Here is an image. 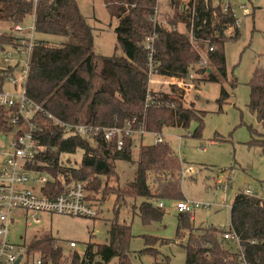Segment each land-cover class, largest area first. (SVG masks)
Wrapping results in <instances>:
<instances>
[{"label":"trees","instance_id":"obj_1","mask_svg":"<svg viewBox=\"0 0 264 264\" xmlns=\"http://www.w3.org/2000/svg\"><path fill=\"white\" fill-rule=\"evenodd\" d=\"M103 1L110 17L118 21L114 32L121 55L96 54L94 28L81 13L77 0H39L36 7L27 0H0V23L22 24L27 16L35 15V33L43 37L32 48L26 80L28 97L43 111L37 112L32 120L37 150L24 167L37 176L48 178L43 188L46 195H57L65 184H83L86 202L95 211L110 195L115 197V206L119 207H127V201H139L137 207L130 209L138 211L143 224L148 225L163 218V209L158 203L184 201L178 175L179 156L167 142L141 144L135 178L121 185L117 182L114 163L132 162L133 140L124 138V147L118 150L115 144L106 143L101 134L89 140L79 135L75 127L122 128L131 124L135 128L144 127L148 132L161 133L164 127L187 129L196 120L198 126L193 137L199 138L204 120L202 115L196 116L184 106V92L175 96L152 93V101L146 107L150 61L157 76L162 78L182 80L196 71L205 83L220 84V79L228 77L225 44L238 39L240 30L231 8L224 12L222 4L212 1L189 3L196 13L193 23L189 10L181 12L184 0H169L194 41L178 30L176 18H168L167 25L154 22L158 8L156 0ZM46 36L61 37L63 41L55 45L46 41ZM19 41L0 31V51L9 45L16 47ZM201 53L210 65L208 68L199 66ZM2 72L5 73L2 75ZM11 73V68L0 70V86ZM237 85L233 80L232 89ZM249 88L248 108L262 122L264 68L254 71ZM228 98V92L221 87L219 108ZM2 130L6 128L0 124ZM250 133L249 145L259 147L264 155V138L258 139V131L252 128ZM78 151L83 154L79 164L64 162L65 154L75 155ZM110 183L116 185L110 186ZM262 193L248 195L240 190L234 197L230 207L231 225L227 231L239 238L241 250L236 252L225 245L222 235L227 231L196 228L188 213H180L177 235H187L185 264H264ZM109 237L108 244H88L82 255L66 253L57 239L47 233L35 236L25 245L29 259L41 256L43 264H110L114 260L130 264V244L134 238L131 226L115 222ZM159 240L155 236H145V248L139 255H151L159 261L158 252L149 248Z\"/></svg>","mask_w":264,"mask_h":264},{"label":"rangeland","instance_id":"obj_2","mask_svg":"<svg viewBox=\"0 0 264 264\" xmlns=\"http://www.w3.org/2000/svg\"><path fill=\"white\" fill-rule=\"evenodd\" d=\"M156 1L158 20L167 22L168 18L174 16L169 0ZM223 1L237 7L240 30L238 39L229 40L225 44L227 79H220V84L206 82L201 90L190 91L180 88L175 78H162L156 74L154 75L156 84L151 83L149 88L158 96L162 94L175 96L184 92V106L191 109L196 116L202 115L204 124L199 138L193 137L198 126L196 120H193L187 129L164 127L161 135L179 156L181 169L178 175L181 178V192L184 202L192 204L187 212L192 218V224L196 228L199 226L203 229L213 227L227 231L231 225L230 207L238 191L249 188L254 193L263 194L264 155L259 147L251 146L249 142L252 140L250 128L258 131V139H263L264 126L258 120L257 115L250 112L248 104L250 100L249 82L252 75L255 70L264 68V0ZM77 2L88 24L94 28L96 54L121 55L114 32L118 21L110 17L104 1L77 0ZM240 6L246 7L249 13L243 14L238 9ZM175 12L177 15V10ZM33 21L34 15H29L23 21L22 26L26 34H32L31 38L35 42L43 37L33 31ZM164 24L167 25V23ZM11 26L1 22L0 31L6 32ZM177 28L191 38V34L181 24ZM44 39L55 45H60L63 41L61 37L54 36H46ZM10 51L17 60L21 59L23 64L29 63L27 51L20 57L16 56L18 53L15 49L10 48ZM201 55L204 57V53ZM3 59L4 54L0 51V60ZM208 66L210 65H207V68ZM3 67L0 63V69ZM233 80L238 82L234 89L231 87ZM221 87L226 89L229 98L219 108ZM3 91H12V89L6 86ZM24 129L25 132L29 131L28 126ZM140 141L138 140L139 145ZM90 142L97 146L94 141ZM142 142L143 145L153 144V138L147 135ZM8 149L9 141L0 142V168L6 160L2 154ZM139 150L140 147H133L132 162L114 163L118 173L117 182L121 185L134 180ZM82 157V151H78L75 155L65 154L63 160L64 162L69 160L71 165H75L81 162ZM116 184L110 183V186ZM139 203V201H127V207L115 206V197L110 195L97 209L94 218L42 213L39 215L40 224L33 223L24 211H17L13 215L15 222L11 227L9 238L13 244H29L35 236L47 233L57 239L58 245L66 253L82 252L90 243L108 244L111 226L118 222L130 225L132 228L134 238L130 244V264H161V262L163 264H185L184 246L187 242V235H177L178 217L180 216L176 210L177 203L170 201L164 203L162 220L148 225L143 224L138 211L135 213L130 209V207H137ZM27 220L31 221L30 226L26 225ZM145 236L160 238L154 245L149 246L151 250L158 252L159 261L151 255H139L140 251L145 248ZM71 242L77 244L75 249L69 248ZM225 245L233 252L239 249L238 244L232 240L225 241ZM110 264L119 263L114 260Z\"/></svg>","mask_w":264,"mask_h":264},{"label":"built area","instance_id":"obj_3","mask_svg":"<svg viewBox=\"0 0 264 264\" xmlns=\"http://www.w3.org/2000/svg\"><path fill=\"white\" fill-rule=\"evenodd\" d=\"M33 2L36 7L39 0H27ZM185 1V0H184ZM193 0H187L188 4L186 9L192 18V22L195 18V10L191 9L189 3ZM212 1L214 3H220L223 6L224 12H227L230 8L237 19V7L231 6L229 2L223 0H205V2ZM158 6V5H157ZM243 14H248V9L244 6L238 8ZM158 8L154 18L155 23H160L158 20ZM35 19V15H34ZM237 19V26H238ZM194 23V22H193ZM33 31L34 21H33ZM1 34L13 35L18 38L20 44L16 47L6 46L4 50H1L4 54V59L0 60L3 64V68L0 70H7L11 68V75L6 76L4 83L0 86V124L6 128L5 131H0V142L9 141V149L6 153L2 154L6 158L4 165L0 168V264H15L20 260L19 264H43L41 256L30 260L27 253V246L25 243L20 245L13 244L10 241L11 227L13 226L15 219L13 215L17 211H24L30 220L35 224H40L41 220L39 215L46 214H61L71 215L77 217L94 218L96 211L88 205L86 202V193L83 184L79 182H72L63 186L62 192L57 195H46L43 192V188L48 181L46 176H37L28 171L24 167V163L30 160L35 155L37 150L34 145V127L32 120L37 112H42L43 108L37 105L27 95L26 80L29 71V63H22V60H17L16 57L10 51V48L16 50L20 57L24 52L30 54L33 46L35 45L32 40V34H26L22 24L12 25L6 32ZM191 40L194 41L191 34ZM153 41V39H151ZM148 49H152L151 45H147ZM202 57V56H201ZM208 65V61L205 57H202L200 62V68H205ZM149 69V86L151 83H155L154 75L157 74L153 68L152 60L150 61ZM5 72H2V75ZM170 79V78H167ZM176 83L183 90L199 91L205 84L203 76L196 71L190 72L186 78L182 80L175 79ZM6 86H9L12 91H3ZM152 101V92L149 88L148 96L146 99V107L150 105ZM50 117V116H49ZM264 126V112L262 114V122ZM28 126L29 131L25 132L24 127ZM77 133L86 139L92 140L93 135L101 134V138L106 143H112L116 145L118 150H122L124 147V138H131L134 142L135 148H139L143 144L142 140L147 135L153 138V144H164L165 140L161 133L148 132L144 127L135 128L131 124H126L124 127H94L91 125H78L75 127ZM136 140V143H135ZM140 141V145L138 144ZM183 174V173H182ZM181 174V175H182ZM264 192V187L262 188ZM245 193L248 195L255 194L251 189H246ZM190 203L184 201L176 204V210L179 213H187L191 208ZM160 209L164 208L163 203H158ZM198 207V205L196 206ZM27 220L26 225L30 226L31 221ZM223 239L228 241H235L240 246L239 238L233 232H224ZM77 244L71 242L69 248L75 249ZM86 248L79 252L83 254ZM238 250H241L240 247ZM243 259V257H242ZM244 260V259H243Z\"/></svg>","mask_w":264,"mask_h":264},{"label":"crops","instance_id":"obj_4","mask_svg":"<svg viewBox=\"0 0 264 264\" xmlns=\"http://www.w3.org/2000/svg\"><path fill=\"white\" fill-rule=\"evenodd\" d=\"M187 4H188V2H187V0H185V1H183V3H182V5H181V12H184L185 10H186V7H187ZM172 11L174 12V16H173V18H176V19H174L176 22H177V27H178V25L179 24H181L184 28H186L184 25H183V23L182 22H180V20L177 18V16H176V12L172 9ZM180 13V12H179ZM161 24H164V23H166V22H161V21H159Z\"/></svg>","mask_w":264,"mask_h":264},{"label":"water","instance_id":"obj_5","mask_svg":"<svg viewBox=\"0 0 264 264\" xmlns=\"http://www.w3.org/2000/svg\"><path fill=\"white\" fill-rule=\"evenodd\" d=\"M256 195L258 194V193H255ZM20 263V260H18L15 264H19Z\"/></svg>","mask_w":264,"mask_h":264}]
</instances>
